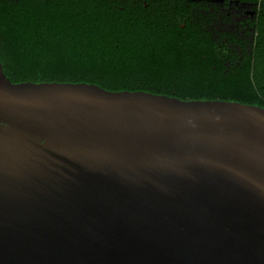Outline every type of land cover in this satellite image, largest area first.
I'll list each match as a JSON object with an SVG mask.
<instances>
[{
    "label": "water",
    "instance_id": "1",
    "mask_svg": "<svg viewBox=\"0 0 264 264\" xmlns=\"http://www.w3.org/2000/svg\"><path fill=\"white\" fill-rule=\"evenodd\" d=\"M0 264H264V109L0 62Z\"/></svg>",
    "mask_w": 264,
    "mask_h": 264
},
{
    "label": "trees",
    "instance_id": "2",
    "mask_svg": "<svg viewBox=\"0 0 264 264\" xmlns=\"http://www.w3.org/2000/svg\"><path fill=\"white\" fill-rule=\"evenodd\" d=\"M208 3L0 0V62L14 84L86 83L264 109V2L246 37L210 31L229 14Z\"/></svg>",
    "mask_w": 264,
    "mask_h": 264
},
{
    "label": "rangeland",
    "instance_id": "3",
    "mask_svg": "<svg viewBox=\"0 0 264 264\" xmlns=\"http://www.w3.org/2000/svg\"><path fill=\"white\" fill-rule=\"evenodd\" d=\"M210 13L229 14V20H216L210 25V31L219 34L222 32H229L240 37L250 36V29L246 26L247 17L252 15V9L249 7H241L236 3L229 8L223 9L221 6H211Z\"/></svg>",
    "mask_w": 264,
    "mask_h": 264
},
{
    "label": "flooded vegetation",
    "instance_id": "4",
    "mask_svg": "<svg viewBox=\"0 0 264 264\" xmlns=\"http://www.w3.org/2000/svg\"><path fill=\"white\" fill-rule=\"evenodd\" d=\"M209 2V7L211 6H221L223 9H226V8H229L231 5L235 4L232 0H223V1H207ZM238 6H241V7H248L247 4L245 3H241V4H237ZM257 15L256 12H253L251 16L247 17V20H251L253 19L255 16Z\"/></svg>",
    "mask_w": 264,
    "mask_h": 264
},
{
    "label": "built area",
    "instance_id": "5",
    "mask_svg": "<svg viewBox=\"0 0 264 264\" xmlns=\"http://www.w3.org/2000/svg\"><path fill=\"white\" fill-rule=\"evenodd\" d=\"M248 1L249 2H255V5H248V7L250 9L256 8V7L260 6L264 2V0H248Z\"/></svg>",
    "mask_w": 264,
    "mask_h": 264
}]
</instances>
